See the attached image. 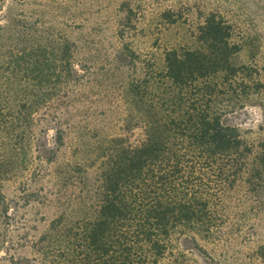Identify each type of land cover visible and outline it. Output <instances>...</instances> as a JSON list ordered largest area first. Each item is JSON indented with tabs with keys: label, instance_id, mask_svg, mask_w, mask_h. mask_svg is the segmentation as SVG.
Segmentation results:
<instances>
[{
	"label": "rangeland",
	"instance_id": "374dc122",
	"mask_svg": "<svg viewBox=\"0 0 264 264\" xmlns=\"http://www.w3.org/2000/svg\"><path fill=\"white\" fill-rule=\"evenodd\" d=\"M209 15L220 17L229 26L228 42L235 52L231 64L248 68L245 83L249 78L255 83L252 90L234 85L219 100L220 108L227 107L221 124L235 128L247 148L259 151L264 146V0H0L1 24L8 16L19 21L28 42L21 44L40 56L44 66L61 65L51 59L59 56L55 46H68L73 52L61 102L48 109L40 107L32 118L15 122L9 115L25 111L10 100L0 117L1 193L9 207L18 203L17 208H10L5 241L2 227L6 220L0 213V264L30 259L29 241L45 230L52 215L48 207L22 202L24 186L29 193L49 195L55 167L67 162L72 166L69 173L74 187H67L66 193L71 198L79 196L86 185L94 183V147L105 137L120 136L132 146L143 141L140 125L126 128L128 82L142 77V61L160 64L165 51L200 49L201 28ZM39 60L33 59L30 80L25 83L16 73L3 72L11 82L1 86L0 97L45 94L55 79L47 78L48 71H44L43 79L48 81L39 82ZM57 130L64 137L59 151ZM76 163L89 167L88 176L75 168ZM241 186L236 183L224 192L217 207L220 221L211 237L186 232L174 238L173 259L177 263L263 264L258 249L264 245V186L256 197ZM27 235L25 245L16 244L19 237ZM189 236H194L195 242L186 239ZM170 262L165 255L158 264Z\"/></svg>",
	"mask_w": 264,
	"mask_h": 264
},
{
	"label": "trees",
	"instance_id": "16d2710c",
	"mask_svg": "<svg viewBox=\"0 0 264 264\" xmlns=\"http://www.w3.org/2000/svg\"><path fill=\"white\" fill-rule=\"evenodd\" d=\"M201 33L203 45L198 50H168L160 64L141 62L142 77L131 78L126 87V128L140 125L143 141L132 146L123 137H105L94 147V183L86 185L83 194L71 198L66 193L67 187H74L67 162L55 167L48 197L29 193L24 186L22 202L48 207L52 215L45 230L29 241L32 257L17 264H158L165 255L170 264H180L173 259L174 238L186 232L211 237L220 221L217 207L224 192L239 182L254 197L262 190L264 146L259 151L247 148L235 128L223 126L221 116L227 107L219 104L232 86L243 84L252 90L254 80L245 83L248 68L231 64L235 52L225 21L209 15ZM24 37L25 29L14 17L0 22V88L11 82L3 72L16 73L20 82L30 80L33 59L40 56L21 44H28ZM55 48L59 56L51 59L61 65L48 67L41 60L37 64L40 83L48 81L43 79L44 71L47 78L55 79L47 92L0 97V117L10 100L25 111L9 115L15 122L62 101L73 52L68 46ZM55 142L59 151L64 145L61 130L56 131ZM75 168L88 176V166L76 163ZM14 204L9 207L0 188L4 241L10 210L18 203ZM27 238L19 237L16 244L28 242ZM186 239L195 242L194 236ZM258 256L264 264V245Z\"/></svg>",
	"mask_w": 264,
	"mask_h": 264
}]
</instances>
